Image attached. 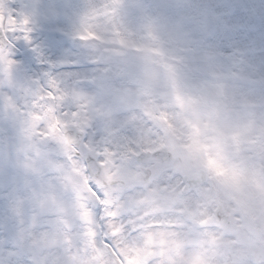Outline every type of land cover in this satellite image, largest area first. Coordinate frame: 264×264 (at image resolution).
Masks as SVG:
<instances>
[{"label":"clouds","instance_id":"clouds-1","mask_svg":"<svg viewBox=\"0 0 264 264\" xmlns=\"http://www.w3.org/2000/svg\"><path fill=\"white\" fill-rule=\"evenodd\" d=\"M0 264H264V0H0Z\"/></svg>","mask_w":264,"mask_h":264}]
</instances>
